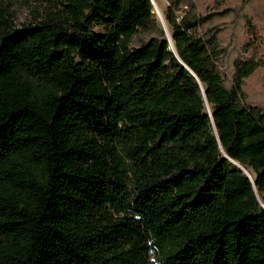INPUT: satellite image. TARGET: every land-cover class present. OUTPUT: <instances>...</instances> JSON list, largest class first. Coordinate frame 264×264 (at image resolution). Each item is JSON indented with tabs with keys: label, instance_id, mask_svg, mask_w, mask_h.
Segmentation results:
<instances>
[{
	"label": "trees",
	"instance_id": "16d2710c",
	"mask_svg": "<svg viewBox=\"0 0 264 264\" xmlns=\"http://www.w3.org/2000/svg\"><path fill=\"white\" fill-rule=\"evenodd\" d=\"M167 1L0 0V264H264L263 40Z\"/></svg>",
	"mask_w": 264,
	"mask_h": 264
},
{
	"label": "rangeland",
	"instance_id": "374dc122",
	"mask_svg": "<svg viewBox=\"0 0 264 264\" xmlns=\"http://www.w3.org/2000/svg\"><path fill=\"white\" fill-rule=\"evenodd\" d=\"M243 1H246L247 3L245 6L246 13L252 18L253 24L257 27L259 35L263 40L262 47L259 51L261 57H263V64L251 77L246 80L244 89L250 101L264 104V0H195L199 12H204L209 8H211V10H221L227 7L239 6V4H242ZM6 2L10 4L15 15V21L18 25H20L23 21H27L32 18L34 9L42 8L43 5H47L48 0H6ZM157 2L165 14L168 1L157 0ZM155 11L160 23L163 24L156 8ZM233 19L234 18L230 14L225 17H219L214 21L215 24L223 27L221 35L224 41L223 43H230L232 41L231 38L235 36L236 33L237 38H235L233 44H231L235 50L231 51L230 60H233V58L237 55L238 49L247 35L246 27H244L241 23L237 27L233 23ZM234 43H237V47Z\"/></svg>",
	"mask_w": 264,
	"mask_h": 264
},
{
	"label": "water",
	"instance_id": "95a60500",
	"mask_svg": "<svg viewBox=\"0 0 264 264\" xmlns=\"http://www.w3.org/2000/svg\"><path fill=\"white\" fill-rule=\"evenodd\" d=\"M152 2H153V4H154V0H152ZM162 27H163V29H164L166 35H167V38H168V40H169V42H170L171 47H172L173 50L176 52V47H175V44H174V42H173L172 33H171L170 36L168 35V33H167V29H166V26H165L164 23L162 24ZM203 93H204V88H203ZM205 98H206V96H205ZM207 107H208L209 113L212 115V111H211V108H210V105L208 104V102H207ZM217 134H218V133H217ZM221 149H222V151L224 152L225 156H226L227 158L231 159V158L226 154V152L224 151V149L222 148V146H221ZM231 160H232V159H231ZM232 162H233L234 164H236L238 167H240L242 170H244V172L247 173L248 176L252 178V176L250 175V173L246 170V167H245V166H243L242 164H240L239 162H236V161H234V160H232ZM255 190H256V192H257V189H256V188H255ZM257 194H258V192H257ZM262 205L264 206L263 203H262Z\"/></svg>",
	"mask_w": 264,
	"mask_h": 264
},
{
	"label": "bare ground",
	"instance_id": "6f19581e",
	"mask_svg": "<svg viewBox=\"0 0 264 264\" xmlns=\"http://www.w3.org/2000/svg\"><path fill=\"white\" fill-rule=\"evenodd\" d=\"M154 5H155V8L159 14V17L162 21V23L165 24L166 26V29H167V33L168 35L170 36L171 35V30L169 28V25L167 23V20H166V17H165V14H164V11L162 10L161 6L158 4L157 0H154ZM246 170L250 173V175L252 176V172L250 171V169L246 168Z\"/></svg>",
	"mask_w": 264,
	"mask_h": 264
}]
</instances>
